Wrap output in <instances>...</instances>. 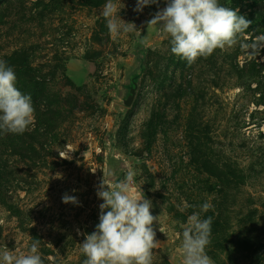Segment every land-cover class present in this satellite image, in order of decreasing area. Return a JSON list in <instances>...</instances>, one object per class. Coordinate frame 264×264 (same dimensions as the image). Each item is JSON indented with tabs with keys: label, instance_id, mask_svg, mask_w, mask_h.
<instances>
[{
	"label": "rangeland",
	"instance_id": "374dc122",
	"mask_svg": "<svg viewBox=\"0 0 264 264\" xmlns=\"http://www.w3.org/2000/svg\"><path fill=\"white\" fill-rule=\"evenodd\" d=\"M115 2L137 30L110 35L106 0H0V59L35 107L28 131L0 134V251L39 239L44 264H83L104 172L114 185L133 169L160 215L152 264H183L182 228L205 202L213 264H264V0H219L250 27L190 66L148 30L165 0Z\"/></svg>",
	"mask_w": 264,
	"mask_h": 264
},
{
	"label": "clouds",
	"instance_id": "9594fccd",
	"mask_svg": "<svg viewBox=\"0 0 264 264\" xmlns=\"http://www.w3.org/2000/svg\"><path fill=\"white\" fill-rule=\"evenodd\" d=\"M159 0H137V12ZM147 22L148 30L157 25L170 38L171 52L190 66L198 58H207L218 48L235 42V37L250 27L251 21L219 3V0H165ZM115 0H106L101 15L110 35L137 30L134 23L124 21ZM143 43V41H141ZM18 77L13 66L0 59V134L22 135L35 119V107L30 94L17 87ZM61 154V153H60ZM61 156H63L61 154ZM104 176L97 188L99 223L85 234L81 251L83 264H152L157 243L154 223L159 216L152 214V201L135 192L136 172L129 169L114 185ZM64 203L78 204V198L65 193ZM193 211L182 228L180 249L183 264H213L207 254L211 243L212 217L202 218L213 208L210 202ZM160 231L164 232L160 227ZM40 240L35 239L26 254L14 255L0 251V264H44L39 254Z\"/></svg>",
	"mask_w": 264,
	"mask_h": 264
},
{
	"label": "water",
	"instance_id": "95a60500",
	"mask_svg": "<svg viewBox=\"0 0 264 264\" xmlns=\"http://www.w3.org/2000/svg\"><path fill=\"white\" fill-rule=\"evenodd\" d=\"M136 89H137V86L135 85L133 90H132V92H131V94H129L125 99L124 98L122 99V101L125 103V105L131 106L133 104V102L135 100V97H136V94H137V90ZM87 154H88V151H87Z\"/></svg>",
	"mask_w": 264,
	"mask_h": 264
},
{
	"label": "flooded vegetation",
	"instance_id": "af4514ba",
	"mask_svg": "<svg viewBox=\"0 0 264 264\" xmlns=\"http://www.w3.org/2000/svg\"><path fill=\"white\" fill-rule=\"evenodd\" d=\"M137 79H138V78H137ZM137 79H135V78L132 79V83L129 85V90H128V92H127L128 95L131 94V92H132L134 86L137 85V83H136Z\"/></svg>",
	"mask_w": 264,
	"mask_h": 264
},
{
	"label": "trees",
	"instance_id": "16d2710c",
	"mask_svg": "<svg viewBox=\"0 0 264 264\" xmlns=\"http://www.w3.org/2000/svg\"><path fill=\"white\" fill-rule=\"evenodd\" d=\"M143 51H144V50H143V48H142V57H143ZM144 68H145V65H144ZM140 74H141V73H140ZM140 74L135 75V77H136L135 79H137V78L139 77Z\"/></svg>",
	"mask_w": 264,
	"mask_h": 264
}]
</instances>
